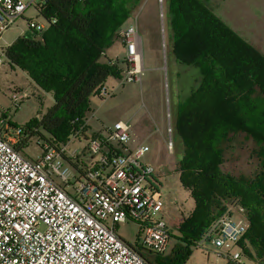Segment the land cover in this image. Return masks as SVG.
Listing matches in <instances>:
<instances>
[{
    "label": "trees",
    "instance_id": "obj_1",
    "mask_svg": "<svg viewBox=\"0 0 264 264\" xmlns=\"http://www.w3.org/2000/svg\"><path fill=\"white\" fill-rule=\"evenodd\" d=\"M142 4L143 0H44L36 5L45 20L43 29L30 27L6 48L5 58L37 88L52 94L55 105L40 121L21 127L23 145L38 136L62 146L81 128L83 138L89 139L86 122L92 98L110 77L122 78L119 61L108 58V50ZM168 4L174 58L199 73L176 117L186 147L180 182L195 209L176 225L178 240L186 247L176 248L170 263L183 264L193 247L204 239L210 243L216 222L224 215L234 217L237 210L248 224L238 247L251 263L264 264V54L218 16L215 0ZM249 148L255 172L229 171L230 156L238 149L247 154ZM154 180L159 190L162 183Z\"/></svg>",
    "mask_w": 264,
    "mask_h": 264
},
{
    "label": "built area",
    "instance_id": "obj_2",
    "mask_svg": "<svg viewBox=\"0 0 264 264\" xmlns=\"http://www.w3.org/2000/svg\"><path fill=\"white\" fill-rule=\"evenodd\" d=\"M44 0H0V41L28 8ZM161 7L164 0H158ZM40 31L43 24L30 22ZM126 47V68L122 82H139L143 76V39L139 15L120 31ZM0 65L6 48H2ZM112 96L102 87L99 97ZM22 96L14 91L11 100L20 108ZM0 118V264H150L144 248L122 239L119 226L141 225L148 251L164 255L172 239L170 225L161 217L164 200L157 189L153 167L141 160L148 146L128 150L131 124L118 121L108 129V139L89 137L87 152L69 149L84 128L75 130L68 143L57 146L39 141L44 150L36 159L23 149L24 129ZM165 139L174 152L173 130ZM128 151V154H124ZM74 168V170L71 169ZM248 230L244 219L222 216L211 230L210 242L219 257L230 264H251L238 243ZM206 239L198 247L206 243Z\"/></svg>",
    "mask_w": 264,
    "mask_h": 264
},
{
    "label": "rangeland",
    "instance_id": "obj_3",
    "mask_svg": "<svg viewBox=\"0 0 264 264\" xmlns=\"http://www.w3.org/2000/svg\"><path fill=\"white\" fill-rule=\"evenodd\" d=\"M24 1L28 4L30 0ZM215 1L219 5L218 16L264 54V0ZM137 14L143 39L142 81L122 82L126 68V47L121 40H117L107 54L108 58L119 61L118 65L123 71L122 78L112 76L105 84V88L112 96L105 99L99 96L92 98L88 133L89 137L97 134L103 139H108V129L118 121H126L131 124V141L126 144L127 149L133 151L139 146L150 148L141 161L154 168L156 178L158 176L162 183L159 187L164 200L161 217L170 225L172 232L168 250L160 256L148 251L141 225L124 224L119 226L117 233L130 245L144 248L141 253L151 257L156 264H171L170 261L175 257L174 250L186 247L184 242L178 240L180 235L176 231V225L182 220L183 215L195 209L193 199L180 182L179 169L186 155V147L177 132V109L181 100L191 93L189 89L192 90L197 85L195 79L199 77V73L192 67L179 64L174 58L175 34L170 22L168 0H165L163 7L158 0H143ZM30 22L45 24L36 5L28 8L25 15L4 34L3 40L0 41V57L2 48L9 47L18 37L31 31ZM3 59V64L0 65V118L5 111L9 120L18 127H25L34 120L40 121L55 105L52 94L37 88L23 71L12 67L5 57ZM179 81L182 85L181 94L177 89ZM14 91H20L22 96L27 97L20 100V108L13 106L11 95ZM169 116L171 128L174 130L173 153L168 151L165 143L170 134ZM45 136L48 137L46 134ZM39 141L43 142L42 138L37 136L23 145L22 151L27 157L36 159L43 155L44 150L39 147ZM69 149L87 152V158L83 157L81 161L89 163L88 159L91 156L87 151L88 141L83 136L74 138ZM249 150L250 148L246 154L245 151L238 149L230 156L227 169L238 173H254L255 160L250 156ZM71 169L74 170L72 167ZM238 213L236 210L235 219H238ZM224 252L206 242L203 246L193 247L183 264H228L226 257L218 256V253L225 254Z\"/></svg>",
    "mask_w": 264,
    "mask_h": 264
},
{
    "label": "crops",
    "instance_id": "obj_4",
    "mask_svg": "<svg viewBox=\"0 0 264 264\" xmlns=\"http://www.w3.org/2000/svg\"><path fill=\"white\" fill-rule=\"evenodd\" d=\"M110 59H111V57H109ZM112 60V59H111ZM143 69H144V67H143ZM144 71V70H143ZM182 79V76H181V78H180V80ZM198 79V78H197ZM197 79H195V81H197ZM182 85H181V81H179L178 83H177V89H179V94H181L182 93V87H181ZM189 91L191 92L192 90L191 89H189ZM169 124H171V120H170V116H169ZM86 127H87V129H89V127H88V121L86 122ZM87 135L89 136V133H87ZM97 135V134H96ZM157 178H158V176H157ZM239 213V215H238V219H244L243 217H242V215H241V213H240V211H238Z\"/></svg>",
    "mask_w": 264,
    "mask_h": 264
}]
</instances>
